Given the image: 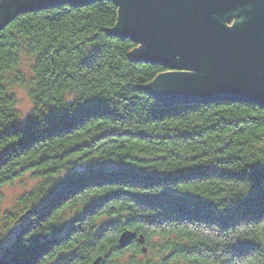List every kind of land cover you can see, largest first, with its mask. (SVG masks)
<instances>
[{
  "label": "trees",
  "instance_id": "obj_1",
  "mask_svg": "<svg viewBox=\"0 0 264 264\" xmlns=\"http://www.w3.org/2000/svg\"><path fill=\"white\" fill-rule=\"evenodd\" d=\"M118 17L98 0L0 25V264H264V109L162 103L145 86L170 68L133 58Z\"/></svg>",
  "mask_w": 264,
  "mask_h": 264
},
{
  "label": "water",
  "instance_id": "obj_2",
  "mask_svg": "<svg viewBox=\"0 0 264 264\" xmlns=\"http://www.w3.org/2000/svg\"><path fill=\"white\" fill-rule=\"evenodd\" d=\"M94 1L1 0L0 25L23 11ZM113 1L119 17L108 33L138 44L133 58L170 68L145 86L162 103L231 101L264 109V0ZM134 239L144 242L124 229L117 243L126 248Z\"/></svg>",
  "mask_w": 264,
  "mask_h": 264
},
{
  "label": "rangeland",
  "instance_id": "obj_3",
  "mask_svg": "<svg viewBox=\"0 0 264 264\" xmlns=\"http://www.w3.org/2000/svg\"><path fill=\"white\" fill-rule=\"evenodd\" d=\"M233 18L229 20V18L226 20L228 21L227 24L231 25ZM10 92H13L16 97H17V103H16V108L25 116L29 110L32 107L30 98L28 96V91L26 88H22L19 86H13L10 88ZM20 189V184L18 182H15L11 185H7L4 188V193H5V199H4V206H8L10 203V198L15 192H19Z\"/></svg>",
  "mask_w": 264,
  "mask_h": 264
},
{
  "label": "bare ground",
  "instance_id": "obj_4",
  "mask_svg": "<svg viewBox=\"0 0 264 264\" xmlns=\"http://www.w3.org/2000/svg\"><path fill=\"white\" fill-rule=\"evenodd\" d=\"M94 264V263H93Z\"/></svg>",
  "mask_w": 264,
  "mask_h": 264
}]
</instances>
